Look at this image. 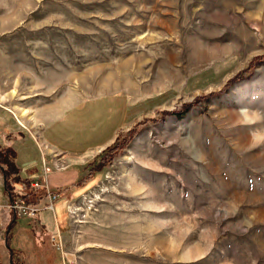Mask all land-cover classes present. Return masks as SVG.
<instances>
[{
    "label": "rangeland",
    "instance_id": "obj_1",
    "mask_svg": "<svg viewBox=\"0 0 264 264\" xmlns=\"http://www.w3.org/2000/svg\"><path fill=\"white\" fill-rule=\"evenodd\" d=\"M113 132L8 238L0 174V264H264V0H0V144L19 174L50 167L43 142Z\"/></svg>",
    "mask_w": 264,
    "mask_h": 264
},
{
    "label": "crops",
    "instance_id": "obj_2",
    "mask_svg": "<svg viewBox=\"0 0 264 264\" xmlns=\"http://www.w3.org/2000/svg\"><path fill=\"white\" fill-rule=\"evenodd\" d=\"M112 96V95H111ZM124 108H126V111L128 112V103H125V105L121 102H119V110H122ZM25 107H20L19 109H23ZM19 109H17V117L16 119L19 121V123H21L18 118L19 114ZM27 109V108H26ZM34 116V113L32 114ZM30 116V118H32L33 116ZM21 116V115H20ZM23 117V116H21ZM128 121V116L127 119H122L121 124L119 127L125 125ZM22 124V123H21ZM117 128V130H118ZM113 132L112 134H108L107 136H103V138L101 140H99L97 142L98 145L96 146H90L87 150H83V151H74V150H69V148L67 149H61L59 147H55L53 145H49L46 144V142H43L42 144L46 146V149L49 153V163L51 164L49 168H47L46 165V161L45 163L43 162V168L42 174H39L38 178L39 179H46L48 181V184L52 187V189H58L60 190V193L63 191H67L68 188L72 187V185H78L80 183H84V179L85 176L87 174L84 173L85 168H86V162L88 161V157L92 156L93 154H95V152H97L100 148L104 147L105 145H107V143L110 142V140H112L113 136H114ZM2 145V144H0ZM87 153H90L89 156L87 157ZM15 161V160H14ZM16 162V161H15ZM17 164V162H16ZM19 170H18V174L20 171V167L17 164ZM76 168V169H74ZM1 171V170H0ZM1 174V172H0ZM21 178L25 177L22 176L21 174H19ZM91 174L89 173V175L87 176L89 178ZM3 176V175H2ZM76 177V178H75ZM25 178H28L29 181L33 180V178H30L28 176H26ZM86 181V180H85ZM19 183H23V181L21 182H16L14 185L16 186ZM72 183V184H71ZM67 184L69 186H67ZM65 189H62V188ZM14 188V187H13ZM3 189V186H2ZM4 193L6 195L5 198V203L1 205V207H7L6 201L8 198H10L9 194L7 191L4 190ZM10 260V259H9Z\"/></svg>",
    "mask_w": 264,
    "mask_h": 264
},
{
    "label": "trees",
    "instance_id": "obj_3",
    "mask_svg": "<svg viewBox=\"0 0 264 264\" xmlns=\"http://www.w3.org/2000/svg\"><path fill=\"white\" fill-rule=\"evenodd\" d=\"M238 78L237 75H232L230 78L227 79L225 82V87H227V84L230 81H233L234 79ZM225 87H223L225 89ZM192 102V101H191ZM188 104L183 105L184 108H181L180 110H172V112L180 114L181 111H185L187 108ZM138 129H136L135 126L129 127L128 130L125 132V134L116 142L112 143V145H108V148L104 154L100 157L98 164L103 165L104 163L109 160L108 155L115 153L114 151H117L119 147H121L125 142L128 141V139L132 138V136L137 132ZM118 148V149H117ZM109 153V154H108ZM109 155V156H110ZM15 157V149L10 147L9 144H2L0 145V172L1 175H3V189L8 192L10 197H13V195L16 193V191L13 190L12 188V182L14 181H23V182H29L28 178H21L20 175L18 174V166L16 162L14 161ZM25 195V194H24ZM4 215L7 216L8 223L5 225V230H4V236L8 238V233L10 231V226L14 224V219L16 215L12 214V210L9 209L8 207L5 208ZM5 238V240H6ZM11 264H14L12 261V258H10Z\"/></svg>",
    "mask_w": 264,
    "mask_h": 264
},
{
    "label": "built area",
    "instance_id": "obj_4",
    "mask_svg": "<svg viewBox=\"0 0 264 264\" xmlns=\"http://www.w3.org/2000/svg\"><path fill=\"white\" fill-rule=\"evenodd\" d=\"M27 184V188L32 189L33 191L39 190L44 200L39 204V202L34 199H28L27 193L25 192L14 194L13 197L7 199L5 204L12 210V213H15L16 215H25L26 217H33L41 206L54 210V199L58 196V189H52L46 179H33ZM53 237L54 236L51 238Z\"/></svg>",
    "mask_w": 264,
    "mask_h": 264
},
{
    "label": "bare ground",
    "instance_id": "obj_5",
    "mask_svg": "<svg viewBox=\"0 0 264 264\" xmlns=\"http://www.w3.org/2000/svg\"><path fill=\"white\" fill-rule=\"evenodd\" d=\"M57 198V197H56ZM59 237V236H58Z\"/></svg>",
    "mask_w": 264,
    "mask_h": 264
}]
</instances>
